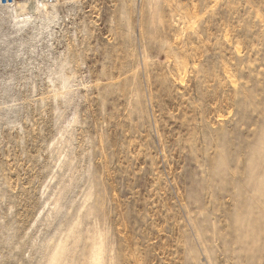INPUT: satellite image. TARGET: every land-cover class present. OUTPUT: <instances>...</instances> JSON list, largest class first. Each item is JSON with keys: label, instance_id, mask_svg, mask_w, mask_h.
<instances>
[{"label": "rangeland", "instance_id": "rangeland-1", "mask_svg": "<svg viewBox=\"0 0 264 264\" xmlns=\"http://www.w3.org/2000/svg\"><path fill=\"white\" fill-rule=\"evenodd\" d=\"M45 4L0 0V264H264V0Z\"/></svg>", "mask_w": 264, "mask_h": 264}, {"label": "bare ground", "instance_id": "bare-ground-1", "mask_svg": "<svg viewBox=\"0 0 264 264\" xmlns=\"http://www.w3.org/2000/svg\"><path fill=\"white\" fill-rule=\"evenodd\" d=\"M15 3L20 8L19 9L20 10V14L18 13L19 14V18H20V16H23L24 18L25 17L28 18L27 16H29V14H33V13H38L39 14V12L41 10L47 11V8H48L47 5L45 4V1L43 2L41 0H15ZM17 5H16V7H17Z\"/></svg>", "mask_w": 264, "mask_h": 264}, {"label": "built area", "instance_id": "built-area-1", "mask_svg": "<svg viewBox=\"0 0 264 264\" xmlns=\"http://www.w3.org/2000/svg\"><path fill=\"white\" fill-rule=\"evenodd\" d=\"M12 1H14V0H12ZM41 1H48V0H41Z\"/></svg>", "mask_w": 264, "mask_h": 264}]
</instances>
